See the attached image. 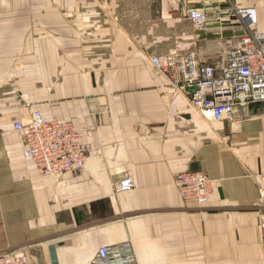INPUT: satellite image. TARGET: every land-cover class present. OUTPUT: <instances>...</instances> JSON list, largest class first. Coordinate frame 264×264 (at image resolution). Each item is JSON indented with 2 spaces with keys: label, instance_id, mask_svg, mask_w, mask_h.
<instances>
[{
  "label": "crops",
  "instance_id": "crops-1",
  "mask_svg": "<svg viewBox=\"0 0 264 264\" xmlns=\"http://www.w3.org/2000/svg\"><path fill=\"white\" fill-rule=\"evenodd\" d=\"M173 2L0 0V256L88 264L130 241L136 264H264V103L212 122L151 62L181 51L221 67L242 30L214 7H255L264 32V0L205 1L206 29L185 32ZM35 109L85 133L84 174L45 177L25 159L13 123ZM186 171L215 181L206 205L180 197L173 179ZM126 176L135 187L118 193Z\"/></svg>",
  "mask_w": 264,
  "mask_h": 264
},
{
  "label": "built area",
  "instance_id": "built-area-1",
  "mask_svg": "<svg viewBox=\"0 0 264 264\" xmlns=\"http://www.w3.org/2000/svg\"><path fill=\"white\" fill-rule=\"evenodd\" d=\"M209 9L189 6L185 15L197 31L206 29ZM217 22H237L242 34L227 40L221 67L207 63L194 52L175 51L161 59L152 56L155 69L169 84L189 97L191 104L204 111L213 122H229L238 108L264 103V32L258 30V11L255 7L241 8L235 4L216 8ZM22 137V152L45 177L59 179L82 175L90 157L91 145L83 131L70 121L48 120L39 109L13 123ZM260 200L264 201V177L257 176ZM214 180L204 171L176 173L173 183L180 197L188 203L206 205L214 188ZM135 187L131 176L116 186L118 193H128ZM264 230V215L261 221ZM264 232V231H263ZM0 264H30L25 250L0 256ZM88 264H136L130 241L99 248Z\"/></svg>",
  "mask_w": 264,
  "mask_h": 264
},
{
  "label": "rangeland",
  "instance_id": "rangeland-1",
  "mask_svg": "<svg viewBox=\"0 0 264 264\" xmlns=\"http://www.w3.org/2000/svg\"><path fill=\"white\" fill-rule=\"evenodd\" d=\"M171 1H174L173 3L174 4H171L172 5V7L174 8L173 10L175 11V12H177L178 13V22H179V30H180V32H185L186 30H187V28H190V29H192L193 28V26H192V23H191V21L189 20H186V18L183 16V14L185 13V9L188 7V6H196V7H199V6H206L208 9L211 7V8H213V6L212 5H202L205 1L207 2V1H209V0H171ZM175 1H177V2H175ZM205 2V3H206ZM216 6H218V5H216ZM216 8H218V7H214V10L216 9ZM169 9V8H168ZM168 9L167 10H164L163 11V22H166V20L168 21V20H171V19H173L172 18V16L170 15L171 14V10H169L168 11ZM213 10V11H214ZM184 12V13H183ZM182 15V16H181ZM130 23H133V21H129ZM68 54H73L74 56L75 55H79L80 56V54L81 53H69L68 52ZM87 54H89V53H84V54H81V56H83V57H85L86 58V56H87ZM152 56H155V55H152ZM152 56H151V58H152ZM157 56V55H156ZM153 65V64H152ZM154 67V66H153ZM154 69H155V67H154ZM155 71L157 72V73H160L157 69H155ZM160 74H162V73H160ZM189 99V98H188ZM20 101H22V99H20ZM189 101H190V99H189ZM191 103V102H190ZM192 105V104H191ZM193 106V105H192ZM194 107V106H193ZM195 108V107H194ZM25 119V118H24ZM71 122V121H70ZM213 122V121H212ZM73 123V122H72ZM74 124V123H73ZM183 200V199H182ZM184 201V200H183ZM261 201V200H260ZM264 215V212L263 213H261V215H260V221H262V216ZM262 227V226H261ZM264 231V230H263Z\"/></svg>",
  "mask_w": 264,
  "mask_h": 264
},
{
  "label": "bare ground",
  "instance_id": "bare-ground-1",
  "mask_svg": "<svg viewBox=\"0 0 264 264\" xmlns=\"http://www.w3.org/2000/svg\"><path fill=\"white\" fill-rule=\"evenodd\" d=\"M209 117V116H208Z\"/></svg>",
  "mask_w": 264,
  "mask_h": 264
}]
</instances>
